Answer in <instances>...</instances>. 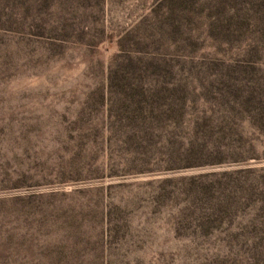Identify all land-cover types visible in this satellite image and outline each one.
<instances>
[{
	"label": "rangeland",
	"instance_id": "rangeland-1",
	"mask_svg": "<svg viewBox=\"0 0 264 264\" xmlns=\"http://www.w3.org/2000/svg\"><path fill=\"white\" fill-rule=\"evenodd\" d=\"M0 264H264V0H0Z\"/></svg>",
	"mask_w": 264,
	"mask_h": 264
}]
</instances>
